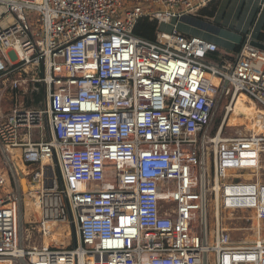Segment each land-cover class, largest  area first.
<instances>
[{"label": "built area", "instance_id": "obj_1", "mask_svg": "<svg viewBox=\"0 0 264 264\" xmlns=\"http://www.w3.org/2000/svg\"><path fill=\"white\" fill-rule=\"evenodd\" d=\"M217 1L0 0V79L16 98L46 88L44 108L16 99L0 116V147L21 150L43 200L21 237L18 191L0 196V264H264V240L235 246L222 228L251 211L264 238V133L224 135L243 96L264 112V50L216 59L178 29ZM142 19L155 40L135 34ZM60 224L73 246L44 242Z\"/></svg>", "mask_w": 264, "mask_h": 264}, {"label": "rangeland", "instance_id": "obj_2", "mask_svg": "<svg viewBox=\"0 0 264 264\" xmlns=\"http://www.w3.org/2000/svg\"><path fill=\"white\" fill-rule=\"evenodd\" d=\"M127 6H132L141 3L143 0H125ZM163 30L168 31L171 27L170 25L163 24L161 26ZM228 95L227 94H220L218 97V105L215 110V114L212 120V125L210 127L211 132L217 130L218 126L220 125L223 117H224V110L226 104L228 103ZM6 97V96H5ZM3 97L1 101L2 110L0 113L7 114L11 109L10 100L9 98ZM19 100L17 104L19 105H26L23 102L22 97L16 98ZM1 100V99H0ZM25 103V104H24ZM0 107V109H1ZM257 113V116L253 119H248L243 113L252 114ZM254 133H264V112L261 108H258L254 103L250 102L247 98L244 99L243 97L238 99L236 108L234 113L230 117L229 125L224 131V135L228 136H237L241 135H249ZM13 167L15 169L16 174L18 175L19 179V187L21 185L20 193L23 194V201L21 207V218L23 223L25 224V228H28L30 231L33 228H36L38 225L40 210L38 208V201L36 198L35 193L25 194V187L27 189L34 190L37 185L31 182L27 175L31 173L34 169L32 166H26L23 161L19 157H14L13 161H11ZM9 157L7 151L3 150L0 147V176H3L7 183L0 187V196H5L11 191H17V187L15 184V180L11 174L10 167H9ZM59 177V176H58ZM250 178V177H249ZM210 203L209 206L213 205L212 196L209 197ZM232 215V216H231ZM222 228L223 230L229 235L230 243L233 245L238 244H252L251 238H254V235L257 232V221L253 218V213L251 211H237V212H227L225 211L222 214ZM70 230L72 234V241L71 245L74 244V236L75 232H73V228L66 224L57 225L56 229H52L53 237L45 236L44 242L46 245H54V244H66L65 240L68 236H70ZM209 230L214 231V222L212 219L209 220ZM262 230V229H261ZM33 232V231H32ZM33 239L32 245L41 246L43 244L40 236L34 232L31 234ZM264 239V238H262ZM212 241V240H211ZM68 245V243H67Z\"/></svg>", "mask_w": 264, "mask_h": 264}, {"label": "crops", "instance_id": "obj_3", "mask_svg": "<svg viewBox=\"0 0 264 264\" xmlns=\"http://www.w3.org/2000/svg\"><path fill=\"white\" fill-rule=\"evenodd\" d=\"M209 11L205 8L197 16H184L179 20L178 29L187 36L217 44L222 56L237 55L238 47L248 40L264 44V0H218L214 15L207 16ZM12 21L9 15L0 17V29ZM3 97L9 98L10 104L16 100L9 80L5 78L0 79V107ZM2 115L4 113H0Z\"/></svg>", "mask_w": 264, "mask_h": 264}, {"label": "trees", "instance_id": "obj_4", "mask_svg": "<svg viewBox=\"0 0 264 264\" xmlns=\"http://www.w3.org/2000/svg\"><path fill=\"white\" fill-rule=\"evenodd\" d=\"M216 3L213 2L206 8H209L210 11L206 14L207 16H212L215 13L216 10ZM203 10V9H202ZM201 10V11H202ZM205 10V8H204ZM200 11V13H201ZM199 13V14H200ZM159 30L158 23L156 21H150L148 19H142L135 30V34L139 37H142L146 40H155L157 36V31ZM160 30H163L162 27H160ZM238 49H241V46L238 47ZM213 58L221 59L222 54L221 52L212 54ZM45 99H46V88L43 83H36L32 88L30 89L29 93L22 97L23 102L26 103L25 106L33 108V109H42L45 107ZM24 103V104H25Z\"/></svg>", "mask_w": 264, "mask_h": 264}, {"label": "bare ground", "instance_id": "obj_5", "mask_svg": "<svg viewBox=\"0 0 264 264\" xmlns=\"http://www.w3.org/2000/svg\"><path fill=\"white\" fill-rule=\"evenodd\" d=\"M214 83L215 84H218L219 83V81L218 80H214ZM243 98L244 99H246V96H243ZM256 113V112H255ZM255 113H252V114H247V113H243L245 116H247V118L248 119H251V118H254V117H256V114ZM251 134H249V135H241V134H239V135H237V136H250ZM7 154H8V157H9V159L11 160V161H13V158L14 157H19L20 156V158H21V160L23 161V159H22V154H21V150H19V149H9L8 151H7ZM24 163V162H23ZM25 164V163H24ZM26 165V164H25ZM27 166V165H26ZM252 178L253 177V175H250V176H247V178ZM37 185V187H38V184H36ZM37 187L34 189V190H32V189H27L26 187H25V194H24V196L26 197V195L27 194H31V193H35L36 194V198H37V201H38V208H39V210H40V212H41V210H42V202H43V200L41 199V197H40V195L39 194H37L36 193V191H37ZM22 201H23V196H22ZM21 201V202H22ZM22 214V213H21ZM21 214H20V218L22 217L21 216ZM232 216V215H231ZM39 217H40V215H39ZM38 220V219H37ZM39 222V221H38ZM261 224H259L258 222H257V232H256V234L254 235V238H251L250 240L251 241H253L252 242V244L254 243V242H259V241H263L264 239H262L263 237L262 236H260V232H261V229H262V226H260ZM71 231V230H70ZM71 233V232H70ZM52 235V234H51ZM47 236V235H46ZM51 237H53V236H51ZM65 242H66V246H67V243H68V245H69V243H70V236H68L67 238H66V240H65ZM56 245H64V244H57L56 243Z\"/></svg>", "mask_w": 264, "mask_h": 264}, {"label": "water", "instance_id": "obj_6", "mask_svg": "<svg viewBox=\"0 0 264 264\" xmlns=\"http://www.w3.org/2000/svg\"><path fill=\"white\" fill-rule=\"evenodd\" d=\"M250 44L256 48H259V49H262L264 50V44H261L260 42H258L257 40H252L250 42ZM9 167H10V170H11V174L15 180V184H16V187H17V191H18V197H19V202H20V214H21V207H22V194L20 193V188H19V182H18V178H17V174L15 172V169L13 167V164L11 163L10 159H9ZM23 220L22 218H19V225H20V234H21V237L23 235ZM206 264V263H205Z\"/></svg>", "mask_w": 264, "mask_h": 264}, {"label": "flooded vegetation", "instance_id": "obj_7", "mask_svg": "<svg viewBox=\"0 0 264 264\" xmlns=\"http://www.w3.org/2000/svg\"><path fill=\"white\" fill-rule=\"evenodd\" d=\"M256 114V116H257V113H255ZM251 119H253V118H251Z\"/></svg>", "mask_w": 264, "mask_h": 264}]
</instances>
